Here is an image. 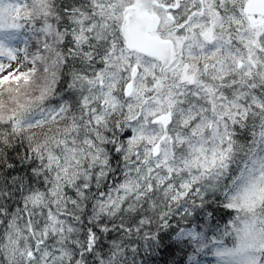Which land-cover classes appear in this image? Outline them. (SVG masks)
Instances as JSON below:
<instances>
[{
    "label": "snow or ice",
    "instance_id": "1",
    "mask_svg": "<svg viewBox=\"0 0 264 264\" xmlns=\"http://www.w3.org/2000/svg\"><path fill=\"white\" fill-rule=\"evenodd\" d=\"M0 264H264V0H0Z\"/></svg>",
    "mask_w": 264,
    "mask_h": 264
},
{
    "label": "trees",
    "instance_id": "2",
    "mask_svg": "<svg viewBox=\"0 0 264 264\" xmlns=\"http://www.w3.org/2000/svg\"><path fill=\"white\" fill-rule=\"evenodd\" d=\"M227 218H228V215L225 214V215H224V219L221 221V223H223L224 220H226ZM207 259H208V261H211V257H208Z\"/></svg>",
    "mask_w": 264,
    "mask_h": 264
}]
</instances>
